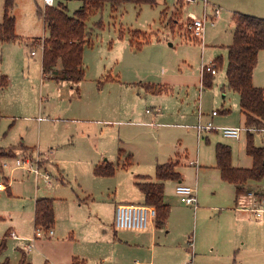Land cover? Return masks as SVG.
Returning <instances> with one entry per match:
<instances>
[{
	"label": "rangeland",
	"instance_id": "obj_1",
	"mask_svg": "<svg viewBox=\"0 0 264 264\" xmlns=\"http://www.w3.org/2000/svg\"><path fill=\"white\" fill-rule=\"evenodd\" d=\"M258 2L251 9L258 14L255 16L264 18V0ZM60 3L69 16L83 6V0H54L53 7ZM45 7L44 0H15L11 15L15 17L17 39L0 42V79L7 76L10 82L9 87L0 88V146L9 150L22 143L28 145V154L42 169L36 175L16 167L15 160L0 161L8 164L0 168V181L13 184L10 192L0 193V239L7 236L0 264L7 258L10 264H19L22 252L31 264H48L46 254L62 259V252L69 247L43 237L36 241L46 242L42 252L36 247L26 249L35 235L27 207L36 192L55 199L57 235L70 234L75 251L88 255L86 264H122L118 255L123 252L113 245L123 232L115 229L114 205L140 196L136 183L141 179L136 176L156 181V165L170 159L178 163L183 180L165 182V200L171 212L168 227L158 232V250L168 248L170 242L185 240L188 244L197 210L185 196L177 194V185L195 187L198 182L197 208L214 216V207L229 199L220 187L223 181L216 166V145H228L232 165L240 168L252 164L246 154L247 131L253 134L254 145L264 148V130H246L239 95L226 81L227 48L233 43L232 10H221L220 20L206 26L201 42L192 38L184 25L187 16L180 14L182 9L191 8L201 16L200 0L190 4L156 0L154 5L127 2L115 10L105 3L85 21V78L76 85L42 79L40 45L48 31L38 9ZM4 14L5 0H0V23ZM218 57L223 64L212 86H202L201 65H209ZM256 68L262 84L255 86L264 88V50ZM145 84L168 89L163 94L145 92ZM199 108L202 123L211 120L213 111L219 112L212 119L214 129L201 137L195 128ZM224 127L241 128L240 137H225L221 131ZM129 154L133 158L130 162ZM197 158L201 165L198 175L197 167L189 163ZM106 161L114 164L115 174L96 176L95 165ZM260 186L264 191V178ZM87 227L94 229V234L97 229L102 232L95 249ZM13 229L24 237L22 241L9 236ZM234 256L220 264H235ZM202 261L198 263L217 264L216 260ZM155 264L188 261H164L157 253Z\"/></svg>",
	"mask_w": 264,
	"mask_h": 264
},
{
	"label": "trees",
	"instance_id": "obj_2",
	"mask_svg": "<svg viewBox=\"0 0 264 264\" xmlns=\"http://www.w3.org/2000/svg\"><path fill=\"white\" fill-rule=\"evenodd\" d=\"M127 2L137 5H154L156 0H83V6L74 16H69L66 6H46L38 9L43 16L48 37L43 38L42 74L45 79H53L58 83L70 82L79 85L85 78L83 53L87 41V27L85 21L90 14H95L105 3H109L112 10ZM15 0H5V14L0 23V42L17 39L15 17L11 10ZM233 43L228 47V63L226 81L228 87L239 95L241 112L245 116L246 128L256 131L264 130V88L256 87L253 83L254 70L258 64L259 53L264 49V18L241 12H234ZM216 70L223 64L221 57L212 61ZM215 75L204 74L203 85L211 87ZM0 86H8L7 76H2ZM147 88L158 92L156 86L149 84ZM246 152L253 159L250 168L234 167L232 165V151L228 145L218 143L215 149L216 166L220 170L223 181L236 187V199L249 193L246 185L248 181H261L264 178V148L256 147L253 134L247 131ZM122 154V150L119 151ZM13 152L0 147V161L13 157ZM129 162L132 154L128 155ZM128 162V163H129ZM1 165V163H0ZM178 163L170 159L166 163L157 164L155 170L156 181L148 176H136L137 187L144 195V204L154 206L157 211L156 226L164 227L170 217L171 207L165 201V182L168 180L181 181V174L177 171ZM2 168V167H0ZM96 176H112L115 174L113 163L105 162L94 169ZM264 197V195H263ZM55 225V210L53 198H39L34 211L35 229L48 232ZM7 236L0 242V254L6 250ZM192 241L189 240V245ZM2 264H10L7 258ZM19 264H31L22 253ZM47 264V263H46ZM73 264H79L77 259Z\"/></svg>",
	"mask_w": 264,
	"mask_h": 264
},
{
	"label": "crops",
	"instance_id": "obj_3",
	"mask_svg": "<svg viewBox=\"0 0 264 264\" xmlns=\"http://www.w3.org/2000/svg\"><path fill=\"white\" fill-rule=\"evenodd\" d=\"M209 1L213 2L214 5L219 6L221 10L230 9L232 10L233 13L241 12L245 14L246 13L252 15L255 14L257 16L258 14L255 11H253V9L251 8H253L254 5L261 2V1L258 2V0H209ZM182 10L183 12L180 13L181 16L186 14V16L188 17V14L190 12H193L191 8L187 9L185 12L184 9ZM221 16H222V11L220 17L217 19L216 22L220 20ZM262 51H260L259 53L258 60H260ZM42 79L43 81L48 80L45 79L44 77ZM253 83L256 86H261L262 84V82L259 80V74L257 73V68H255L254 70ZM9 84L10 82L8 80L7 87H9ZM44 85L45 84L43 83L42 87H44ZM148 85L149 84H145L143 86L145 92H152L147 88ZM159 87L160 88L158 92H152V93L163 94V92L168 89L167 87H162V86ZM77 90L79 91V89ZM155 112L161 113V110L159 109V111H155ZM200 114L202 113L199 108V115ZM212 119L213 117L211 116V120ZM246 130L248 129L246 128ZM27 146H25L24 143H22L18 148H12L7 150L13 152L14 154L13 157L8 158L7 160L8 161L13 160V158L16 155L23 153L24 151L28 152L30 149ZM0 147L5 150L4 147L2 146ZM198 158L196 160H192L197 163L196 165H193L197 167V175L201 168L200 161L198 160ZM103 163L105 162L97 163L95 167ZM252 165H253V159L251 166ZM0 182L6 183L5 181H0ZM260 183L261 181H252V180L248 181L246 187L249 193L236 199L235 185L223 181L222 186L220 187H222L221 189L228 196L229 198L228 203L217 205L216 207H214L216 214H214V216L210 215V217L204 214V212H202V208H195V211L197 210V213L194 214L195 224H194L193 233H191L193 237L192 236L188 237V244H185V240H183L180 243H174V244L170 242L168 244V248L165 247L163 250L159 251L158 232H161L162 228L156 226L155 220L151 223L148 229L143 231L118 230V231H123L122 233H119L118 241H115L117 242V244H113L116 249L121 250L123 252L118 255V260L122 259L121 260L122 264L123 263L146 264V262L148 261H149L148 264H155V257L157 253H159V255H163L164 261H169V262L178 258L181 262L192 261L194 262V264H204L198 262H203L202 260L210 259V260H216L217 264H220L222 262L221 261L222 259L231 258L235 255L234 256L236 257L234 262L235 264H246L248 262L250 264H264V213L260 218H256L255 214L251 211L252 208H259L260 207L259 198L260 197L264 198L263 197L264 191L260 186ZM6 185H7V189L5 191L10 192L13 185L12 182L7 181ZM197 186H198V182L196 183L195 186L197 199H198L199 189L197 188ZM39 198H48V197L40 196L38 192H36L34 197H32V199L30 200L32 203L31 204L29 203L27 207L28 212L31 214V218L33 220V226H34L35 205L37 199ZM233 199L235 201V204L232 203ZM120 204L143 205L144 195L141 192L140 196L138 197L124 198L122 199V201L117 202L114 205V210L116 206ZM168 222L164 226V229L168 227ZM12 232L15 233L19 237V239L13 238L11 236ZM94 232L95 230L92 229L91 227L86 228V234L90 236V240H91L90 243H92L91 246L92 249H95V247L99 244V241H97L98 234L100 236L102 234L101 230H99L98 233V229L95 234ZM117 234L118 233H115V237L117 236ZM9 236L17 241H22V238H24L23 236H20L17 233V231L14 229L10 232ZM71 238L72 236H70V234L68 235V237H59V235H57L56 227L55 230L53 228V235L49 236V239L52 240L49 241L50 242L55 241V243H62L65 246H69V247H65L64 252H62L63 254L62 259L61 257L60 259H55L52 257L54 260L53 262H52V258H50V256L46 254L45 256L48 264H50V261L51 264H73V261L75 259H77L79 264H86V260H88V255L75 251L76 250L75 244H72ZM189 240L192 241L191 245H189ZM107 242H110V240H107ZM36 243L38 244L35 245V247L38 248L39 250L41 249L42 252V250H44L46 242L38 241ZM65 243H67L68 245H66ZM25 247L26 249H28L27 244L25 245ZM22 253L20 254L21 256ZM148 255L149 258H147Z\"/></svg>",
	"mask_w": 264,
	"mask_h": 264
},
{
	"label": "built area",
	"instance_id": "obj_4",
	"mask_svg": "<svg viewBox=\"0 0 264 264\" xmlns=\"http://www.w3.org/2000/svg\"><path fill=\"white\" fill-rule=\"evenodd\" d=\"M181 3H199V0H178ZM202 2V13L201 16L196 15L194 12H190L185 21V28L188 30L193 39L203 42L205 29L208 24H215L217 19L221 15V8L217 5L210 4L209 0H200ZM45 6H53L54 0H44ZM40 48L43 50V41L40 45ZM32 55H35L36 52L32 51ZM201 72V85H203L204 74L210 72L213 75L217 74V70L211 62V64H202L200 68ZM155 111H159L156 109ZM218 115V111H213L211 116L215 117ZM202 114L199 115L198 124L195 126L198 136L201 137L204 132L212 131L214 129V124L212 120H209L206 123L201 121ZM222 134L225 137L229 138H239L242 132L241 128L234 127H224L221 128ZM16 155V154H15ZM19 157H14L16 167L27 170L28 172H33L36 175H40L42 169L38 166V161L36 162L31 158L28 152H23L18 154ZM17 156V155H16ZM39 158V157H38ZM37 158V159H38ZM8 159V158H7ZM4 159V160H7ZM190 165H196L195 161H190ZM7 161L1 162V167H7ZM49 179V176H47ZM7 189V185L4 182H0V192H3ZM177 194L183 195L187 198V202L192 204L194 208H197V193L196 188L191 186H185L182 184L177 185L176 187ZM264 198L260 202L259 208H252L251 211L255 214L256 218H260L264 213ZM114 226L117 230H135L143 231L149 228L151 223L155 220L157 216V211L154 206L147 205H133V204H120L115 208L114 214ZM34 238L29 240L30 243H27V248L32 249L35 247V243L38 239L43 237H49L53 235V229H50L48 232H45L43 229H35ZM13 238L19 239L15 233H11ZM33 242V243H32ZM188 264H193L192 261H189Z\"/></svg>",
	"mask_w": 264,
	"mask_h": 264
}]
</instances>
